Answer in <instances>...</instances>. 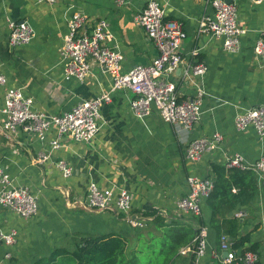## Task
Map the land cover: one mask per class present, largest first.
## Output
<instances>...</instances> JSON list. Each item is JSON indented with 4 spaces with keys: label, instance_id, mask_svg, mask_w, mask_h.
Instances as JSON below:
<instances>
[{
    "label": "crops",
    "instance_id": "crops-1",
    "mask_svg": "<svg viewBox=\"0 0 264 264\" xmlns=\"http://www.w3.org/2000/svg\"><path fill=\"white\" fill-rule=\"evenodd\" d=\"M147 1L117 5L115 0H57L53 4L0 0V71L7 76L6 85L0 86V165L39 200L37 214L29 218L0 205L2 229L17 232L13 243L0 241V264H33L59 246L75 250L87 237L106 235L121 237L127 243L125 255L137 263L191 264L192 253L182 249L192 244L202 223L177 206V200L190 190L188 176L196 173L213 178V165L225 164L229 154L240 153L248 163L264 154V136L254 126L244 130L235 126L238 113L264 104V64L254 51L264 28V0H232L245 28L238 51L225 49L223 37L199 31L201 17L214 12L210 0H159L166 9L165 19L181 21L187 32L180 48L183 60L169 78L181 99L194 97L199 87L205 90L201 117L190 131L164 120L155 108L145 118L135 115L130 105L133 92L121 88L111 91L110 100L102 105L101 127L90 142L66 138L44 163L36 159L50 149L55 128L44 141L22 130L4 133L1 108L7 86L22 87L34 98L35 109L55 114L111 89V75L96 63L84 80L64 74L59 49L76 11L88 16V27L101 18L108 21L109 44L124 54L122 71L152 62L159 51L135 20ZM9 20H27L35 29L32 41L11 47ZM198 62L206 66L203 75L190 70ZM216 132L224 135L222 146L206 152L198 162L189 161L188 142ZM58 159L72 166L71 175L64 176ZM258 180L256 199L228 213L229 218L239 220L238 229L223 219L220 223L224 234L231 236L225 228L249 234L245 246L258 243L264 264V177L258 175ZM90 182L128 189L133 196L131 210L85 208L81 198ZM205 203L202 217L209 226V245L203 264H223L224 251L221 257L213 253L220 252L221 243L209 225L211 209ZM239 211L244 215L237 216Z\"/></svg>",
    "mask_w": 264,
    "mask_h": 264
},
{
    "label": "built area",
    "instance_id": "built-area-1",
    "mask_svg": "<svg viewBox=\"0 0 264 264\" xmlns=\"http://www.w3.org/2000/svg\"><path fill=\"white\" fill-rule=\"evenodd\" d=\"M50 4L57 0H42ZM117 5H124L129 0H115ZM214 6L212 14H205L200 19V32L223 37L224 48L238 51L241 46V34L245 28L239 23L238 6L234 1L210 0ZM260 3L263 0H250ZM166 9L159 0H148L146 6L136 16V22L142 26L156 45L159 54L148 64H137L128 71H122L124 54L109 44L112 33L105 18L94 22L90 27L88 16L76 11L68 22V32L59 49L60 61L64 66L67 78L84 80L93 72L94 63L109 73L112 86L96 97L83 99L71 109L62 113H47L34 108V98L24 93L22 87H6L4 104L1 108L4 115L3 131L10 134L19 130L35 134L39 139L46 140L48 132L55 128L57 135L50 140L48 152L42 151L37 157L38 163H44L51 154L63 145V140L71 138L77 141L90 142L100 130L102 119L101 107L110 100L113 90L128 88L133 92L130 105L135 115L145 118L154 108L160 116L174 125L190 131L200 119L205 90L199 87L194 97L181 99L176 90V83L169 78L171 70H175L182 62L181 45L187 36L181 21H167ZM9 44L11 47L27 44L35 36L34 27L27 21L9 20ZM257 57L264 64V28L254 45ZM193 75H203L206 66L203 62L190 65ZM190 70L186 71L190 75ZM7 83V76L0 71V86ZM235 126L244 130L254 126L258 134L264 136V104L255 105L237 114ZM224 135L216 132L210 136L192 138L186 148V156L191 162L200 161L206 152L222 146ZM57 166L64 176L72 174L73 168L65 159H58ZM227 166L253 169L264 177V154L255 162L248 163L240 153L229 154ZM190 190L187 195L177 200L178 208L196 216H203V205L214 188V179L196 173L188 176ZM133 196L126 188L115 186L103 187L90 182L81 204L89 210H113L128 213L132 208ZM0 205L8 207L25 218L37 214L39 200L37 195L24 185H17L14 179L0 165ZM243 216V212L236 213ZM16 230L5 231L0 225V241L11 244L16 239ZM234 240L227 234L221 236L220 252L214 254L221 257L223 264H231L237 258L238 251L233 246ZM209 245V226L201 224L191 245L184 247L183 252H191V264H203ZM241 259L251 264L260 259V253L246 249Z\"/></svg>",
    "mask_w": 264,
    "mask_h": 264
},
{
    "label": "trees",
    "instance_id": "trees-1",
    "mask_svg": "<svg viewBox=\"0 0 264 264\" xmlns=\"http://www.w3.org/2000/svg\"><path fill=\"white\" fill-rule=\"evenodd\" d=\"M214 188L206 198V203L211 209L210 227L217 232L221 243V236L224 234L220 220L229 222L232 228L238 229L239 220L228 216V213L238 205H247L253 202L259 191L258 172L253 169H243L237 166H227L215 163ZM205 203V204H206ZM202 224H205L203 217L197 216ZM231 234L237 249V258L231 264H248L241 259V253L246 249L258 251V243L250 242V235H239L237 230L226 229ZM127 243L121 237L113 236H91L84 239L83 245H78L75 250L67 247H57L48 256H43L33 264H139L134 258H128L125 254ZM251 264H263L259 259Z\"/></svg>",
    "mask_w": 264,
    "mask_h": 264
},
{
    "label": "rangeland",
    "instance_id": "rangeland-1",
    "mask_svg": "<svg viewBox=\"0 0 264 264\" xmlns=\"http://www.w3.org/2000/svg\"><path fill=\"white\" fill-rule=\"evenodd\" d=\"M139 264H155V261L154 262H140Z\"/></svg>",
    "mask_w": 264,
    "mask_h": 264
},
{
    "label": "water",
    "instance_id": "water-1",
    "mask_svg": "<svg viewBox=\"0 0 264 264\" xmlns=\"http://www.w3.org/2000/svg\"><path fill=\"white\" fill-rule=\"evenodd\" d=\"M228 1H232V0H228ZM228 252L227 251H224V256H227Z\"/></svg>",
    "mask_w": 264,
    "mask_h": 264
}]
</instances>
